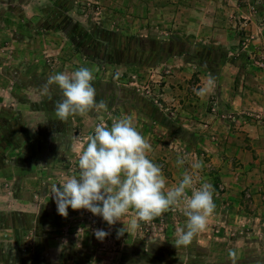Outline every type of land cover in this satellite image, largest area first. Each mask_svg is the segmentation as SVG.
Instances as JSON below:
<instances>
[{
    "label": "rangeland",
    "instance_id": "1",
    "mask_svg": "<svg viewBox=\"0 0 264 264\" xmlns=\"http://www.w3.org/2000/svg\"><path fill=\"white\" fill-rule=\"evenodd\" d=\"M47 1L48 2L41 4V0H0V11L11 12V19H2L0 22V28H2L4 32L2 36L0 35V49L4 48L0 51V60L3 61L7 58L6 62L9 61L13 65L19 64L20 67H22L21 64L24 63L23 58L26 57L29 59L28 61L26 60L27 63L33 62L34 66H37V69H41L47 78L59 72L70 74L80 67H87L91 69L94 74L92 83L93 87L96 89L97 101L105 100V98L108 97L106 101L107 109L92 111L85 116L77 115L70 117L67 122L58 124L56 130H52L50 128V122H55L58 119L56 115H44L42 110H39L40 113L36 110L42 107L49 108L50 106L49 97L43 95L41 90H37V88L35 90L30 86V83H27L26 86L30 89H28L27 94L22 92L25 96L24 103H17L16 101H12L9 95L6 94L5 88L0 86V107L3 109L2 112L0 109V122H5L7 118L10 117L15 123L13 125L10 124L9 130L0 131V203L6 206L11 203L15 205V201L24 198V200L37 204L36 211H34L36 214L25 212L26 215L29 214L41 217V221L37 223H31V218L28 216L23 218L17 217L16 220L11 219L10 215L7 216V214L20 213V211L16 210L20 208L19 203L16 209H14V207L11 208V206L8 208V210L12 211H0V254L3 252L2 257L4 264H16V262L18 264H30L26 260L30 252L35 255H41L37 258L40 264L46 262L51 263L53 259H57V254L59 255L64 247L69 246V242L73 243L72 245H75L76 249H78L72 252L73 256L78 260L75 261V264H78V262L80 264H166L169 260L177 264H201L202 260L207 259L213 264H231V261L229 258H226V256H228V252L231 249L229 242L235 239L237 234L248 237L249 239L252 238L251 240L257 239L258 236H262V234L253 233L251 230L243 228L235 230L233 227L226 229L227 226L220 227L216 225L215 231L213 232L214 237H225V239L228 240L226 246L219 241L220 238H218L213 241L210 246L204 247L198 243L197 234L191 243L192 247L195 246L207 253L206 256H200L196 250H189L190 245L187 247L182 246L178 250L171 252L167 250V247L165 248L167 245L174 246L173 243L177 238L176 230L185 226L187 218L180 209L166 212L161 217L151 222H141L139 229L134 232L125 233L120 237H117V229L123 227L122 222H118L116 225L109 227L101 217L94 216L89 211L83 209L74 211L69 208L66 218L57 213L55 201L50 197V193L48 192V185L62 182L70 176H78V153L86 146L88 136L94 135L96 124L103 120L110 127L113 120L122 118L125 116V113L131 111L129 106L118 108L119 110L117 109V102H119L120 99H128L133 102L136 100V96H138L152 104V106L142 104L144 107L147 106L151 112L153 108L159 110V113L155 115V119L157 118L159 121L163 123L166 122L169 125V127H167L169 130L165 131L163 134L160 135V132H157V134L161 136L159 138L161 141V143L159 142L161 144L160 148L163 146L167 147L168 145L172 146L175 142L173 140L175 139L181 142L184 141L185 143L189 142V137L187 133L180 128L181 125L179 123L181 121L175 118L176 115L173 114V110L176 109L177 105L173 106V102L167 100L165 97L167 84L165 79L170 75V68L160 66H163L167 60H175L173 58L163 60L161 61L162 63L151 64L148 60L149 56L144 58L145 53H147V55L149 53L153 54L151 51H142L139 54V59H134L136 51L133 52V49L130 52L127 50L114 52L111 49L105 48V52L99 53L105 56L110 53L111 55L107 61L99 59L90 61L88 56H85V53H83V48L80 47L78 48L79 50L76 49L72 41L68 39V36H55L45 31L35 32V46H33L32 51H29V54H25V56L19 55L22 51L18 48L14 49L12 47L8 49L5 44L11 41V37L8 36L6 31H9L10 28L15 26V32H20L19 30L21 28L19 26L22 24H20V21L23 18L26 16L31 17L33 13L37 12L38 8L41 9L46 7L44 11L49 12L50 10L56 11V9L59 10V7L62 8L67 6V4H63L62 2H56L54 4L52 3L55 2L54 0ZM77 1L78 3L75 5L73 3V5L77 8L78 16L75 15L73 18H75V22L78 20V23L87 28V30L90 28L91 32L88 33V35H82L84 40H92V46H94L95 39L99 38V34L94 32V28L89 27L90 25L97 24L93 22H99V20H101L100 18L105 15L104 13L106 12L107 15L111 16L109 17V20H111L110 25L116 27L118 21H120L119 17L128 14L125 9H131L126 5V8L123 10L120 6H125L117 2L113 5L110 4V11L107 9L102 11V7H107L102 4L103 2L101 0ZM95 1H97V3H95ZM248 5L253 7L252 11L250 10L253 14L260 15V18L263 16V18H261V25L264 26V0H238L236 7L237 9L239 8V12H241L244 11L241 10L242 8H249ZM66 16L67 15H64L63 18H68ZM91 17H93V19H91ZM61 22L64 23L66 20L61 19ZM89 22L91 23L89 24ZM127 22L131 21L129 20ZM132 22L129 25H131ZM244 22V20H241L239 22L237 21L235 24L238 35L236 39L238 41L237 46L241 47L242 51L248 47V43L252 40V36H242V34L244 35ZM95 31L98 32L97 29ZM6 36L8 39H6ZM27 36H29V34H27ZM160 36L162 35L158 37ZM77 37L80 38V36ZM110 40V43L117 42L116 39L112 37H110ZM156 40L159 41L158 39ZM198 44L201 46L203 45V43ZM154 45L156 47V44L153 42V46ZM203 46L207 47L209 45L205 44ZM131 47L133 48V44H131ZM145 47L149 48L150 44L148 43ZM140 48L141 47H138L139 50ZM90 51L92 53V49L89 50V52ZM93 51V53L96 54V48L93 49ZM171 53L177 54L180 52L172 51ZM229 53H233V51H228L226 49L214 51L208 49L204 50L202 48L201 50H195L190 56L187 55L185 58H177L182 59L184 62L195 64L194 67L197 71L194 75L200 74V71L202 73L213 72L217 74L218 67L215 66V64L217 65L220 58H228ZM197 57L209 59L211 62L213 61L214 65H210L209 62L205 64L197 62ZM244 57L247 58L248 54L244 55ZM253 59L254 66L264 70L255 65L256 61L264 59V55L261 54L259 57L256 56ZM25 67L24 65L23 68ZM37 69H29L28 74L33 72V70L37 74H40L37 72ZM191 82H193V80H191ZM191 84H193V86L195 85L194 83ZM10 87V91L19 92V90H16L15 85H10ZM193 89L195 88H189V90H191L189 93L191 96H195ZM116 93H118V95H116ZM44 96L47 99L46 101L43 99ZM109 99L114 100L110 102V107L108 104ZM11 104L15 105L13 108L16 110H11ZM209 109L211 110L210 107ZM146 111L148 110L146 109ZM6 113L9 115L7 116ZM93 116H96L94 118V125L88 128L87 123L92 124ZM37 124L39 127H41V125L45 126V128H40V138L43 140L40 141V144L36 143L33 144V146H28V144L25 145L24 143L27 142L29 135H36L39 131L37 127L36 131L32 130L31 132L28 126L30 125L29 127L33 128V126ZM28 130L30 131L28 132ZM154 134L155 133L152 132V135ZM7 139L10 140V142H7ZM55 140L59 141L56 142ZM3 142L6 143L3 144ZM182 144H177L176 156L184 155L186 159L192 156L194 161L199 159L203 161L204 165L206 159H203L198 151H195L188 143H186V146ZM197 156H200V158ZM191 163L190 159H187V162H185L183 166H180V170H182L180 174L181 177L185 171H195L197 187L203 182H208L213 185L216 190L213 199H216L215 196H219L228 190L220 181V178L216 176V172L209 169L207 164L203 167L204 174L202 176L200 174L201 170H193L191 168ZM189 194L191 193L189 192ZM250 200V197L246 195L244 191V193H242L241 204L246 205ZM6 206H4V208H6ZM227 209L228 207L223 208L220 206V212H217L224 214L228 211L226 214L229 215L231 212ZM127 216L133 218L134 211L130 210L126 217ZM130 220L127 221L123 219V222L128 224ZM44 224L47 225L44 229L46 232L45 235L41 233L39 228V225L43 226ZM10 225L14 226L15 229H10ZM209 226L211 229L215 227V225ZM29 229H31L32 232H29ZM96 229H103L110 234L101 242L97 240L94 235ZM219 229H224L223 233ZM208 232L209 233L206 234L212 235L211 230ZM250 232L252 233L251 235H249ZM134 234L136 235L134 236ZM138 235L140 237H138ZM45 238L53 239L50 244L48 243L49 250L48 248L43 249L41 240ZM5 239L12 240L20 252V258L22 257L23 259L20 260L19 258L18 260V257H12L16 247H13V244L10 242H5ZM263 239H260V241ZM83 244L87 245L85 250ZM159 244L164 246H158ZM252 248L254 249H249V251H246V253L244 252L242 256L237 257V264H264V250L257 249L254 246ZM96 252L98 255L95 257ZM85 254L88 255V257L90 256L91 259H85ZM158 256L162 260H157L156 258H159Z\"/></svg>",
    "mask_w": 264,
    "mask_h": 264
},
{
    "label": "crops",
    "instance_id": "2",
    "mask_svg": "<svg viewBox=\"0 0 264 264\" xmlns=\"http://www.w3.org/2000/svg\"><path fill=\"white\" fill-rule=\"evenodd\" d=\"M54 1L52 3L62 2L63 4H67V6L62 7L63 9L59 7V10H50L49 12L44 11L46 7L38 8L37 12L33 13L31 17L26 16L20 21V24L22 23L19 26L21 28L20 32H15L14 25L13 28L6 31L8 36L11 37V41L7 42L5 46L8 49L12 47L14 49L18 48L22 51L19 55L25 56L35 46V32L45 31L55 36H68V39L72 41L76 49L83 48V53H85V56H88L90 61L93 59L107 61L111 54L108 53L105 56L99 53L105 52V48L111 49L114 52L126 50L130 52L133 49V52L136 51L134 59H139V54L142 51H151L153 54L149 53L147 55L145 53L144 56V58L149 56L148 60L151 64L162 63L161 61L168 58L175 59L173 61L167 60L163 66H160L170 68V75L165 79L167 83L165 97L167 100L173 102V106L177 105L176 109L173 110V114L176 115L175 118L181 121L179 123L181 125L180 128L189 137V142L186 143L192 146L195 151H198L203 159H206L204 166L207 164L209 169L215 171L216 176L220 178V181L228 189L225 193L215 196V212L209 217L207 228L198 234V243L207 247L213 241L220 238L219 241L226 246L228 240L225 237H214L213 232L216 225H219L220 227L227 226L226 229L229 227H233L235 230L243 228L251 230L253 233L262 234V236H258L255 240L237 234L235 239L229 242L230 248L237 252V257L242 256L249 249H254L252 248L253 246L264 250V70L258 69L253 64L254 57H259L261 54L264 55V26L261 25V18L263 16L260 18V15L253 14L251 12L253 7L249 5V8H242L241 10L244 11L239 12V8L237 9L236 7L238 0H101L102 4L107 7H102V11L105 9L109 10L110 4L113 5L117 2L125 6H120L121 9L124 10L126 5L131 9H125L128 14L119 17L120 21H118L116 27L110 25L111 20H109V17L111 16L107 15L106 12L99 22H93L97 24L90 25L89 27L94 28V32L99 34V38L95 39L94 46H92V40L86 41L83 39L84 34L88 35L91 32L90 28L87 30V28L78 23V20L75 22V18H73L75 15L78 16L77 8L74 6L78 1ZM44 2L48 1L41 0V4ZM10 13L0 11V22L2 19H11ZM64 15H67L66 17L68 18H63ZM61 19H65L66 22H61ZM129 20L133 21L131 25H129L131 22H127ZM241 20L245 21L244 35L242 34V36H252L248 47L243 51L241 47L237 46L238 41L236 39L238 35L235 29L236 22ZM96 29L98 32L95 31ZM2 33L4 32L0 28L1 36ZM159 35L162 36L158 37ZM77 36H80V38ZM110 37L115 38L117 42L110 43ZM131 38L139 42L133 44L130 42ZM6 39H8L7 36ZM153 42L156 44V47L155 45L153 46ZM148 43L150 44L149 48L145 47ZM198 43H203V45L208 44L209 46H201ZM131 44H133V48ZM94 47L96 48V54L93 53ZM138 47H141L140 50ZM195 47L199 50L203 48L204 50L211 49L214 51L226 49L228 51L232 50L233 53H229L228 58H220L217 65L215 64L218 67L217 74L213 72L202 73L200 71V74L194 75L197 71L194 67L195 64L184 62L179 58L192 55L197 50ZM3 49L1 48L0 51ZM91 49L92 53L91 51L89 52ZM172 51L180 53L172 54ZM247 54L248 59L244 57ZM6 59L0 60V86L5 88L6 94L9 95L12 101L24 103L25 96L23 93L27 94L28 89H30L26 84L30 83V86L35 90L36 88L37 90H41L42 85L47 80V76H45V73L41 69H37V66H34L33 62L27 63L29 59L26 57L23 58L24 63L21 64L22 67L19 64L13 65L9 61L6 62ZM196 61L203 64L209 62L210 65H214L213 61L211 62L209 59L202 57H197ZM24 65L26 69L23 68ZM29 69H37V72L40 74H37L34 70L28 74ZM209 74L216 77L215 87L212 92L203 99L196 95L191 96L189 88L199 89L202 87L206 83ZM191 83L195 85L193 86ZM10 85H15L16 90H19V92L10 91ZM50 95L49 108L42 107L41 109H36L39 113V110H42L44 115H56L54 106L56 101L63 99L62 92L57 86H52ZM43 99L47 100L45 96ZM107 99L108 97L104 101L106 102ZM112 101L114 100H108L109 107ZM117 103V109L127 106L131 108H127L131 111H128L124 115H131L133 117L137 129L152 144L153 152L149 154V158L161 167L166 178V188L177 185L178 181L182 179L180 175L182 170H180L181 167L176 163V147L177 144H182L184 141L181 142L175 139L172 146L168 145L167 147L163 146L160 148V135L169 130L167 128L169 125L166 122L165 124L159 121L157 118L155 119V115L159 113V110L153 108L151 112L147 106L144 107L142 104H148V106H152V104L138 96H136V100L133 102L128 99H120ZM11 106V110H16L13 108L14 104H11ZM0 109L2 112V107ZM95 117H92V124L87 123L88 128L93 127ZM60 123L62 122L59 119L55 122L51 121L50 128L56 130V126ZM10 124H15L10 117L7 118V121L0 122V131L9 130ZM29 126L28 129L31 132L32 130L36 131L37 127L39 131L36 135L30 134L27 142L24 144H28V146H33L36 143L40 144V141L43 140L40 138V128H45V126L41 125L39 127L38 124L33 126V128ZM152 132L155 133V136L152 135ZM157 132H160V135ZM7 142H10V140L7 139ZM5 143L3 142V144ZM186 143L184 142L182 145L186 146ZM197 157L200 158V156ZM187 159H190V162H194L192 156H189ZM203 171L204 168L200 172L202 176L204 174ZM244 191L251 199L246 205L241 204L242 193ZM214 193L216 194V190ZM15 203V205L11 203L12 205L9 204L7 206L0 203V211H12L8 210V208L11 206V208L14 207L16 209L19 203L20 208L16 210L20 211V213H9L7 216L10 215L13 220H16L17 217L23 218L28 216L31 218V223L41 221L40 216L29 215L30 213L36 214L34 211H36L37 204L24 200V198L15 201ZM220 206L223 208L228 207L227 210L231 213L229 215L226 214L228 211L224 214L218 213L220 212ZM25 212L29 214L26 215ZM129 218L132 219L129 216H125L123 219L128 221L130 220ZM209 225H215V227L211 229ZM45 226L47 225H39L43 235L46 234L44 231ZM9 228L15 229L12 225ZM207 229L208 231L211 230L212 235L206 234L209 233ZM220 231L223 233L224 229ZM29 232H32V230L29 229ZM251 232L249 235L252 234ZM138 237L140 236L138 235ZM260 239L263 240L260 241ZM41 241L43 249H45L48 248V243L50 244L53 239L45 238ZM5 242H10L13 244V247H16L12 240L5 239ZM72 244L69 242V246L64 247L63 251L59 255L57 254V259L55 258L51 263L46 262L44 264H75V261L78 260L73 256L72 252L78 249ZM86 247L87 245L83 244L84 250ZM19 253L16 247L12 257H18L19 260ZM2 254L3 252L0 254V264H4ZM97 255L96 252L95 257ZM40 256L30 252L26 260L30 264H40L39 259H37ZM226 258L229 257L226 256ZM21 259L23 258L21 257ZM85 259H91V257L85 254ZM16 264L18 263L16 262ZM78 264L80 263L78 262Z\"/></svg>",
    "mask_w": 264,
    "mask_h": 264
},
{
    "label": "clouds",
    "instance_id": "3",
    "mask_svg": "<svg viewBox=\"0 0 264 264\" xmlns=\"http://www.w3.org/2000/svg\"><path fill=\"white\" fill-rule=\"evenodd\" d=\"M94 74L87 67H80L70 74L59 72L50 75L41 87L43 95L51 99L52 86H57L63 99L56 101L55 114L61 122L73 116L106 110L104 100L97 101L93 87ZM216 77L209 74L206 83L193 89L196 96L205 98L215 87ZM152 144L137 129L133 117L126 115L113 120L109 127L103 120L94 128V135L87 138L86 146L78 153V176H70L59 183L48 185L50 197L55 201L57 213L68 216V209L87 210L101 217L112 227L118 222L117 237L134 232L141 222H151L169 211L180 209L187 218L184 227L176 230V248L187 247L194 237L203 232L216 209L214 187L203 182L196 186L195 171L183 173L177 185L166 188V178L161 167L149 158ZM186 156L178 155L176 163L183 166ZM203 161L191 163L193 170H202ZM189 192L191 194H189ZM134 211L128 224L123 218ZM96 229L97 240L109 235ZM231 264H237V252H228Z\"/></svg>",
    "mask_w": 264,
    "mask_h": 264
},
{
    "label": "trees",
    "instance_id": "4",
    "mask_svg": "<svg viewBox=\"0 0 264 264\" xmlns=\"http://www.w3.org/2000/svg\"><path fill=\"white\" fill-rule=\"evenodd\" d=\"M130 42H132L133 44L136 42V43H138L139 41H135V39L134 38H131L130 39ZM211 50V49H210ZM7 121V120H6ZM158 246H161V247H163L164 245H158ZM168 248L167 250L169 251V252H171V251H175V250H178L179 248H176L175 246H171V245H167V246H165V248ZM164 249V248H163ZM189 250L190 251H193V250H196L197 251V253H198V255H207V253L205 252V251H203V250H201V249H199V248H197V247H192V244H190V246H189ZM202 253V254H201ZM159 257V256H158ZM157 260H162L160 257L159 258H156ZM204 259H207V258H204ZM166 264H177L176 262H173V261H171V260H169V261H167L166 262ZM192 264V263H191ZM201 264H213V263H210V261L207 259V260H202V262H201ZM225 264V263H224Z\"/></svg>",
    "mask_w": 264,
    "mask_h": 264
},
{
    "label": "built area",
    "instance_id": "5",
    "mask_svg": "<svg viewBox=\"0 0 264 264\" xmlns=\"http://www.w3.org/2000/svg\"><path fill=\"white\" fill-rule=\"evenodd\" d=\"M255 65H257L259 68L264 69V59H260L255 62Z\"/></svg>",
    "mask_w": 264,
    "mask_h": 264
}]
</instances>
